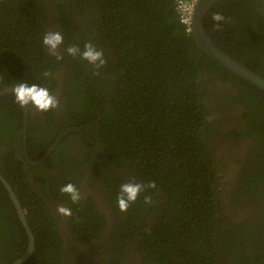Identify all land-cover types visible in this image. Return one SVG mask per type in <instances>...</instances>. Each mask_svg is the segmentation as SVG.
<instances>
[{
    "label": "trees",
    "instance_id": "trees-1",
    "mask_svg": "<svg viewBox=\"0 0 264 264\" xmlns=\"http://www.w3.org/2000/svg\"><path fill=\"white\" fill-rule=\"evenodd\" d=\"M214 13L225 17L219 29ZM87 14L91 43L103 49L106 61L93 85L101 80L103 86L105 75L114 81L115 96L99 122L109 160L134 168L144 186L142 211L146 198L162 203L154 228L143 238L144 264H264V94L200 52L178 21L175 0H0V88L20 83L51 88L65 60L49 54L41 36L52 24L66 45L75 36L70 22ZM203 28L223 52L264 79V0H220L204 17ZM82 79L76 80L87 89L83 106L88 100L92 109L71 124L75 128L105 113V108L96 113L97 95ZM3 105L0 142L6 146L11 137L22 138L20 127L14 135L3 129L10 114L20 124L21 112ZM27 135L30 147V130ZM241 141L234 150L223 147ZM6 158L8 166L0 162V167L7 174L2 168L0 174L17 196L31 201L28 210L34 214L28 217L34 252L22 264H60L58 225L32 189L24 161L13 153ZM152 182L156 187L148 188ZM227 191L243 220L236 226L221 219ZM67 196L62 201H71ZM70 208L71 229L89 230L94 214L98 230L91 203L79 199ZM27 241L0 183V264L16 261ZM221 243L228 250L220 255Z\"/></svg>",
    "mask_w": 264,
    "mask_h": 264
},
{
    "label": "flooded vegetation",
    "instance_id": "flooded-vegetation-1",
    "mask_svg": "<svg viewBox=\"0 0 264 264\" xmlns=\"http://www.w3.org/2000/svg\"><path fill=\"white\" fill-rule=\"evenodd\" d=\"M70 26L75 36H71L66 45L63 41L62 44L56 47L54 52L50 51L48 46L45 45L49 54L59 55L65 60L61 69L54 72L55 83L54 85L51 84V88L48 89L50 94L59 101L57 108L41 112L31 104L27 105L26 136H28L27 133L30 130L31 146H28L26 140V148L24 149L22 138L16 141L11 137L6 146L1 141L0 162L7 167L6 156L11 153L19 162L24 161L23 172L28 176L32 189L36 191L51 218L59 227L60 264H144L141 248L142 244L145 243L143 238L145 239L146 235L150 234L154 228L162 203L159 202L158 205L151 204L150 200L146 198L147 207L142 211L143 199L138 194L136 201L129 204L127 211H120L117 197L121 194V184L127 182L138 184V182L135 178L134 168L131 165L126 163L115 165L109 160L101 135L99 122L107 112L106 102L111 103L112 98L115 96L114 81L105 75L102 77L103 86L101 80L96 81L93 85V81L97 80L96 77L101 70L97 66L95 67V63L82 58L85 51L84 45L86 43L94 44L91 43V34H93L91 16L87 14L76 18L70 22ZM55 31L57 30L54 25L50 24L41 38L43 39L44 35ZM63 31H65L64 28ZM84 33L87 35H84ZM71 43V47H75L77 50L74 54H69L67 51ZM97 49L104 54L101 47ZM74 56L80 58L81 61L75 63ZM67 59L73 60H71L70 65H67ZM82 76L84 82L82 84L84 86L88 84L90 90L93 87L94 93L97 95L96 108L94 107L97 109L96 113H102L99 108H105V113L96 117L93 121L86 120V122L79 125L80 127L75 128L71 124L83 120V116L88 115L84 111L92 109L87 98L83 106L87 89L83 88L76 80L77 77L81 79ZM13 88L3 90L0 88V102L4 104L3 106H8L14 113L16 111L18 113L20 109L21 121L19 124V121H16L10 114L7 128L4 127L3 129L14 135L20 127L22 137L24 109L16 102L15 95H12L14 94L13 91L4 94L5 91ZM4 96L6 98H2ZM68 130L72 131L64 136ZM243 143L241 141L239 144L232 145L227 142L223 147L234 150ZM47 147L49 148L47 149ZM218 149L220 150V148ZM31 159L37 160L33 162ZM27 161L31 163L40 161V163L33 166L28 164ZM4 166L0 168H2L3 174H7ZM28 166L34 169H29ZM32 170L35 171L31 173ZM59 182L72 183L79 191L81 201L84 204L88 201L93 205V210L98 214V230L96 232L94 214L91 217L89 224L91 228L89 230H77L70 228V216H63L57 212V208L60 206L71 210L70 203L74 204L70 194L61 192L57 195L58 190L64 186L59 187L57 184ZM12 191L14 192L13 189ZM14 195L20 202L28 223V217L34 216L28 210L31 201L27 198H20L15 192ZM66 196L71 201H62ZM226 197L228 200L227 205H225L227 214L222 216L221 219H228L232 226L243 223V220L239 217L238 208L234 209L232 207L233 197L229 191H227ZM248 203L246 200L241 206L244 207V204ZM14 212L16 214L15 208ZM19 223L22 226L20 220ZM227 250L228 247L221 243L219 246L220 255L222 251ZM235 253L237 254V252ZM221 264H224V261Z\"/></svg>",
    "mask_w": 264,
    "mask_h": 264
},
{
    "label": "water",
    "instance_id": "water-1",
    "mask_svg": "<svg viewBox=\"0 0 264 264\" xmlns=\"http://www.w3.org/2000/svg\"><path fill=\"white\" fill-rule=\"evenodd\" d=\"M220 0H198L197 5L194 10L192 25H191V35L193 40L200 50L202 54L207 56L212 62L216 63L219 67L224 69L225 71L232 74L234 77L238 78L239 80L249 84L250 86L254 87L258 91L264 94V79L258 76L257 74L253 73L249 70L246 66L240 64L239 62L232 59L228 56L225 52H223L215 42L209 37L206 31L203 28V19L204 17L211 11V9L219 2ZM13 89L5 91V93L11 92ZM3 95V94H2ZM1 96V94H0ZM23 130H22V140L24 149L26 148V121H27V113L26 107H23ZM72 130H68L65 132L64 136L68 134ZM63 137V136H62ZM30 165H37L40 163H31L28 162ZM0 183L5 188L9 199L11 200L16 214L22 224V227L27 235L28 239V247L23 255H21L16 261L12 264H22L26 261L34 251V237L28 227V223L21 207L20 202L14 195L10 185L6 182V180L0 175Z\"/></svg>",
    "mask_w": 264,
    "mask_h": 264
},
{
    "label": "clouds",
    "instance_id": "clouds-1",
    "mask_svg": "<svg viewBox=\"0 0 264 264\" xmlns=\"http://www.w3.org/2000/svg\"><path fill=\"white\" fill-rule=\"evenodd\" d=\"M212 20L216 22V28L219 29L222 22L225 21V17L220 13H214L212 15ZM43 44L47 45L50 51L56 49V47L63 43V36L60 32H49L43 37ZM85 51L82 54V58L88 60L89 62L95 63L99 61L97 67H102L105 64V59L100 51H97L94 45L86 43L84 45ZM69 54H74L77 50L75 47H69L67 49ZM57 56V59H60ZM16 102L21 107H26L31 104L38 111L46 112L50 109L57 108L59 101L50 94V92L43 87L32 84L28 85L26 83H20L13 88ZM141 184H134L132 182L122 183L120 186V195L117 197V203L120 211H127L129 204L135 202L138 194L143 190ZM148 188H155V182L149 183ZM61 192L68 193L71 196L72 201L78 202L80 199V194L77 188L72 184L68 183L61 188ZM147 202V201H146ZM57 212L63 216H70L71 210L60 206L57 208Z\"/></svg>",
    "mask_w": 264,
    "mask_h": 264
},
{
    "label": "built area",
    "instance_id": "built-area-1",
    "mask_svg": "<svg viewBox=\"0 0 264 264\" xmlns=\"http://www.w3.org/2000/svg\"><path fill=\"white\" fill-rule=\"evenodd\" d=\"M198 0H175V11L178 21L187 33H191L194 10Z\"/></svg>",
    "mask_w": 264,
    "mask_h": 264
}]
</instances>
